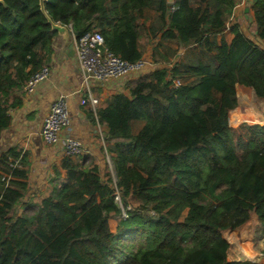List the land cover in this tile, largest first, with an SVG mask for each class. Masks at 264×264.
Segmentation results:
<instances>
[{
  "label": "trees",
  "instance_id": "trees-1",
  "mask_svg": "<svg viewBox=\"0 0 264 264\" xmlns=\"http://www.w3.org/2000/svg\"><path fill=\"white\" fill-rule=\"evenodd\" d=\"M2 1L0 135L27 81L51 57L57 32L47 18L77 37L99 30L112 53L134 63L142 56L138 20L154 9L158 26L150 29L161 31L160 41L215 54L214 66L190 58L181 71L155 68L127 94L97 105L113 176H101L92 156L65 155V177L54 167L44 191L25 198V154L15 147L1 153L0 264H264L228 261L223 236L251 212L264 235V123L243 122L235 91L242 84L264 99V47L238 25L230 45L210 41L225 30L234 0H44L46 15L39 0ZM249 14L264 44V0L253 1ZM177 77L192 80L175 85ZM134 120L144 121L136 134Z\"/></svg>",
  "mask_w": 264,
  "mask_h": 264
},
{
  "label": "crops",
  "instance_id": "crops-1",
  "mask_svg": "<svg viewBox=\"0 0 264 264\" xmlns=\"http://www.w3.org/2000/svg\"><path fill=\"white\" fill-rule=\"evenodd\" d=\"M252 2L248 1L243 8H232L225 30L215 36H211L210 41L212 44L217 46L222 43L230 45L234 37L231 28L234 25H238L240 29L241 24H245L248 33L258 37L256 27L251 21L249 14ZM245 7H248L246 14L244 13ZM153 11L158 15L155 10ZM145 12L146 9L143 12V19L146 17ZM66 28L67 33H56L53 37L52 54L45 66L48 69L47 76L35 85L31 93H24L22 104L10 112V126L3 130L0 135V154L7 151L10 147H15L20 149L21 153L26 156L28 189L25 198L34 194L38 195L44 191L52 176L54 167L59 169L61 178L65 177V171L59 167L60 161L65 157L61 143H46L40 135L42 121L48 113L50 105L56 99L63 98L70 114V123L61 130V138L73 137L79 139L84 146L81 153L71 158L74 161H78L80 155L92 156L98 164L101 176H104L107 172L113 176L112 163L106 152V144L103 141V134H105L107 129L104 124L98 122L89 110L86 97L88 93L90 92L96 97L99 104L115 93L122 92L127 94L128 84L126 85V81L136 79L140 74L143 75V73H148L155 68L166 67L170 69L173 65H176L181 71L184 63H187L190 58H201L214 66V50L208 51L204 45L197 44L178 48L175 41H173L175 44H172L162 40V43L174 46L171 47L172 50L178 49L175 53L168 55L169 60H164L162 56L163 61H155L157 58H153L155 56L153 51L147 48L142 53L141 59L150 65L128 77V80L105 79L102 82L92 81L87 86L83 80H80L82 76L76 66L71 30L68 26ZM189 80H192V78L183 80L177 77L174 83L177 85ZM235 91L237 109L245 117L243 121L264 123V116L260 113L264 109V99L256 97L252 87L242 84H235ZM83 98L86 100V104L80 103ZM257 104L260 108L257 107ZM143 124V120H134L131 126L132 134H136ZM226 231L227 233H224V237L229 243L227 249L228 261L249 259L243 254L244 251L241 249V245H243L245 249L251 248L254 253L257 252L259 255L258 258L251 259L252 261L264 262V235L262 234L257 215L254 212L250 213L248 221L236 231ZM257 233H260L259 240L257 239ZM228 234L230 236L236 234V240L230 236L228 237Z\"/></svg>",
  "mask_w": 264,
  "mask_h": 264
},
{
  "label": "built area",
  "instance_id": "built-area-1",
  "mask_svg": "<svg viewBox=\"0 0 264 264\" xmlns=\"http://www.w3.org/2000/svg\"><path fill=\"white\" fill-rule=\"evenodd\" d=\"M248 1L250 2L252 0H234L233 8H243ZM71 34L76 66L81 73L83 82L87 86L92 81L102 82L105 79L128 80V77L140 72L147 65H150L142 59L134 63L120 59L105 46L104 38L97 29L90 30L78 37L73 35L72 32ZM47 74V67H43L32 75L24 87L25 93H31L35 85L42 81ZM86 97L89 110L96 118L95 112L98 99L90 92ZM80 103L86 104V100L83 98L80 100ZM69 123L70 114L67 104L63 98H58L50 105L49 111L42 121L40 135L46 143H61L64 154L74 156L81 153L84 146L79 139L73 137L61 138V130ZM19 166V158L10 160L9 167L11 170ZM6 176L10 178V173ZM114 199L119 202V194L117 191H115ZM121 216L123 220L126 219L127 214L125 209H122ZM243 254L249 258L248 260L255 259L246 255L244 252Z\"/></svg>",
  "mask_w": 264,
  "mask_h": 264
},
{
  "label": "rangeland",
  "instance_id": "rangeland-1",
  "mask_svg": "<svg viewBox=\"0 0 264 264\" xmlns=\"http://www.w3.org/2000/svg\"><path fill=\"white\" fill-rule=\"evenodd\" d=\"M153 10L154 9H146V12H145V16L146 17L144 19L138 20V26H139V30H140V33H141L142 53L147 48L148 49L150 48L153 51L154 55H155V56H153V58L154 57L157 58V59H155V61H163L162 60V56L164 57V60L167 61V60H169V56L168 55L170 54V51H169L168 48L174 47V46H170L169 44H165V43H162L161 41H159L160 35H161V31H156L155 34H153L151 32L150 28L152 26H158L157 14H155V12ZM158 37H159V39H158ZM166 42L175 44V43H173V41H170V40H166ZM164 46H166V47H164ZM163 52H164V54H163ZM146 73L147 72L143 73V75L140 74L141 76L139 75V77H137L136 79H133V80H130V81H126V85L128 84L127 87L132 86L139 79L143 78L146 75ZM181 79L186 80L188 78H181ZM80 80H82L81 77H80ZM257 107L260 108V106L258 104H257ZM237 110H239V109H237ZM260 113L262 114V116H264V109ZM260 120H261V118H260ZM243 122H246V121H243ZM253 122H254V120H253ZM246 123H248V122H246ZM248 124H255V123H248ZM258 124H260V123H258ZM16 211L20 212V209L17 208ZM108 222L110 224L111 230L115 231L116 224H117L116 218H111V219H109ZM224 233H227V231L226 230L223 231V236H224ZM227 236L229 237L230 234H228ZM235 237L236 236H234L233 238H235ZM257 239L258 240L260 239V233H257ZM241 246H242L241 249H243V251L245 252L246 255H248V256H250L252 258H258L259 257L257 252L254 253V250H252L251 248H246L245 249V246H243V245H241Z\"/></svg>",
  "mask_w": 264,
  "mask_h": 264
},
{
  "label": "water",
  "instance_id": "water-1",
  "mask_svg": "<svg viewBox=\"0 0 264 264\" xmlns=\"http://www.w3.org/2000/svg\"><path fill=\"white\" fill-rule=\"evenodd\" d=\"M173 0H167V2H172ZM254 2L257 0H253ZM44 0H39V5H40V9L41 11L46 15L45 11H44V4H43ZM0 3H3L2 0H0ZM248 12V7L244 8V13L246 14ZM48 21L51 23L52 29L56 30L57 33L59 34H65L67 33V28L65 25H61V24H55L53 23L49 18H47ZM241 31L242 33L251 41L254 42V44L256 45H262L264 47V44L262 42V40L259 37H256L250 33H248V30L246 28L245 24H241Z\"/></svg>",
  "mask_w": 264,
  "mask_h": 264
}]
</instances>
